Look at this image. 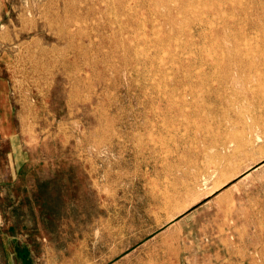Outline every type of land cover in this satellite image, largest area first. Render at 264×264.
<instances>
[{
  "label": "rangeland",
  "instance_id": "374dc122",
  "mask_svg": "<svg viewBox=\"0 0 264 264\" xmlns=\"http://www.w3.org/2000/svg\"><path fill=\"white\" fill-rule=\"evenodd\" d=\"M1 124L19 264H264V0H0Z\"/></svg>",
  "mask_w": 264,
  "mask_h": 264
},
{
  "label": "crops",
  "instance_id": "0c3cea01",
  "mask_svg": "<svg viewBox=\"0 0 264 264\" xmlns=\"http://www.w3.org/2000/svg\"><path fill=\"white\" fill-rule=\"evenodd\" d=\"M3 119L6 127L10 126L6 115ZM4 127L1 124L0 142H7L8 153L10 154L12 148L14 151L18 150L19 144L14 142L16 138L13 135L5 134L9 130L8 128L4 129ZM23 144L25 142L21 140L20 146L23 147ZM4 200L2 193H0V264H19L18 250H22L24 253L28 250L32 252L33 242H28L27 238L34 236L33 234L38 231V228L36 224L28 226L26 220L21 222V218L25 217L23 215L18 216L17 220L16 216L10 212V202H7L5 206ZM34 219L37 220V215L34 216Z\"/></svg>",
  "mask_w": 264,
  "mask_h": 264
},
{
  "label": "bare ground",
  "instance_id": "6f19581e",
  "mask_svg": "<svg viewBox=\"0 0 264 264\" xmlns=\"http://www.w3.org/2000/svg\"><path fill=\"white\" fill-rule=\"evenodd\" d=\"M12 9V8H11ZM45 23H46V25H47V27H49V26H51V22H49V21H45ZM227 76V74H225L224 73V75H222V76H220V81H221V83L222 84H224V85H226V84H228V77H226ZM186 190L188 191L189 190V186L188 185H186ZM167 202V201H166ZM187 206H184L183 208H181V209H179L178 211H181V210H183L184 208H186ZM246 263V262H245Z\"/></svg>",
  "mask_w": 264,
  "mask_h": 264
}]
</instances>
